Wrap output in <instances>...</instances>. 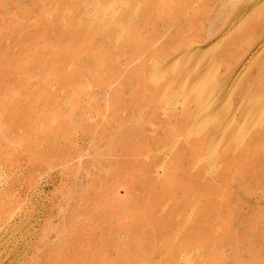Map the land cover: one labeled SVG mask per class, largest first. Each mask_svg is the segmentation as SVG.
<instances>
[{
    "label": "rangeland",
    "instance_id": "rangeland-1",
    "mask_svg": "<svg viewBox=\"0 0 264 264\" xmlns=\"http://www.w3.org/2000/svg\"><path fill=\"white\" fill-rule=\"evenodd\" d=\"M0 232V264H264V0H0Z\"/></svg>",
    "mask_w": 264,
    "mask_h": 264
},
{
    "label": "bare ground",
    "instance_id": "bare-ground-1",
    "mask_svg": "<svg viewBox=\"0 0 264 264\" xmlns=\"http://www.w3.org/2000/svg\"><path fill=\"white\" fill-rule=\"evenodd\" d=\"M253 8H255V6H253ZM256 9V8H255ZM254 9V10H255ZM253 12V11H252ZM14 217V216H13ZM15 217H17V216H15ZM19 217V216H18ZM10 219H12V218H10ZM8 221H9V219H8ZM14 221V220H13ZM5 222V221H4ZM10 223V222H9ZM8 225V224H7ZM9 226V225H8ZM7 226V227H8ZM17 227V226H16ZM5 228V227H4ZM14 227H12V229H13ZM3 231H5V230H3ZM1 233V232H0ZM7 233V232H6ZM8 234V233H7ZM13 235V234H12ZM6 236V235H5ZM7 236H11V234L10 235H7ZM1 237V236H0ZM3 237H4V235H3ZM7 256V255H6ZM13 256V255H12ZM23 259V258H22ZM20 260V259H19Z\"/></svg>",
    "mask_w": 264,
    "mask_h": 264
}]
</instances>
